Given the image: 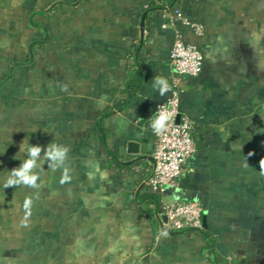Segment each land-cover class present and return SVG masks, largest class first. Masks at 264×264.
Returning <instances> with one entry per match:
<instances>
[{
  "label": "crops",
  "instance_id": "0c3cea01",
  "mask_svg": "<svg viewBox=\"0 0 264 264\" xmlns=\"http://www.w3.org/2000/svg\"><path fill=\"white\" fill-rule=\"evenodd\" d=\"M50 1L32 0L9 23L0 16V78L9 62L10 79L25 73L26 90L37 86L29 98L23 95L31 103L25 113L30 144L46 149L53 141L70 149L74 186L64 190H73L75 203L58 197L63 210L53 227L75 223L73 234L86 239L80 252L94 264L101 256L103 264H264V0H179L174 7L204 30L198 36L180 27L203 57L200 74L178 83L196 150L158 203L142 198L150 191L152 159L129 162L135 156L120 150L128 141L153 145L150 118L168 93L155 92L151 80L158 75L169 83L175 76L174 27L163 26L174 9L146 8L162 0H76L73 7L63 1L52 9ZM7 6L0 0L1 12ZM34 13L43 21L19 18ZM18 29L25 31L20 37ZM36 29L43 31L41 42ZM27 43L24 66L18 60L26 58ZM13 84V100L21 99L20 83ZM98 122L108 133L110 157L128 167L98 148L92 135ZM40 162L42 176L48 173L42 189L49 191L63 173L48 169L43 153ZM188 200L202 206L212 246L202 231L165 230L161 203Z\"/></svg>",
  "mask_w": 264,
  "mask_h": 264
},
{
  "label": "rangeland",
  "instance_id": "374dc122",
  "mask_svg": "<svg viewBox=\"0 0 264 264\" xmlns=\"http://www.w3.org/2000/svg\"><path fill=\"white\" fill-rule=\"evenodd\" d=\"M63 1H71L68 3V7H73L76 0H54L50 1L48 6L52 9L54 5ZM3 2L10 7L7 6V11L3 8L4 13L0 10V16L3 22H8V18H14L13 16H17L19 13H23L24 9L29 8L32 0H3ZM40 9L46 11L47 8L45 6ZM21 17L24 23L32 24L43 21L42 15H37L36 13L23 15L19 18ZM18 30L19 35H17L20 37L25 31ZM35 32V38L38 42H41L44 38L43 31L36 29ZM24 47L27 50V59H20L18 63L22 61V64L27 66L26 64L29 61L28 52L30 51L29 43L25 44ZM4 54L7 53L4 52ZM1 61L2 56H0V66ZM5 64L8 66L7 70H4L7 74L4 78H2L3 76L1 77L2 79L0 78V264H94L90 260V254L80 252L86 249V239L75 236V233L73 234L75 232L73 226L75 223H67L66 228L63 229L64 226L62 229L59 228V232L57 228L53 227L51 222L58 217L59 208L61 211L63 210V207L57 204L59 202L58 197L61 198L60 201L62 202L70 196L71 199L74 198L73 190H64L67 185L68 188L69 186H74L70 178L64 184H57V182L51 181L49 191L44 188L45 193L42 187L38 189L22 185L5 187L10 179L8 173L13 168L19 167L22 162L21 159L26 158L27 141H25L21 149L20 146L27 139L25 113L29 114L32 111L30 100L26 101L23 95L29 98L28 95L35 94L37 91L35 90L37 86L26 90L27 76H25V73L21 72V77L17 79H10V63L5 62ZM14 64V62H11L13 67ZM14 82L20 83L19 85L21 86L20 89L15 90L19 94L18 96H23L18 100H13L12 97L16 95L13 91ZM12 116H15V118ZM39 163L42 165L40 170L42 180L43 177H48V173H43L42 176L41 172L45 171V169L40 161ZM55 174L53 173L49 177L56 178ZM45 180L46 178H44V183ZM63 193L65 194L63 195ZM26 201L32 202L28 209L25 208ZM74 203L75 199H72L71 204L73 205ZM48 218L50 219L49 221L47 220ZM42 231L46 233L44 235L47 238L43 239L40 236ZM100 258L99 264H103L104 256Z\"/></svg>",
  "mask_w": 264,
  "mask_h": 264
},
{
  "label": "built area",
  "instance_id": "2783aa9c",
  "mask_svg": "<svg viewBox=\"0 0 264 264\" xmlns=\"http://www.w3.org/2000/svg\"><path fill=\"white\" fill-rule=\"evenodd\" d=\"M174 27V41L170 51V62L175 76L169 81L170 91L166 101L159 104L156 111L167 112L171 117L166 129L153 133L151 158L153 167L147 185L153 192L162 194L173 186L181 176L185 161L195 152L192 136L193 121L180 110L179 77H196L202 70L203 57L197 46L185 40L180 27L192 31L195 35L203 34V26L186 19L179 9H174L167 16L164 27ZM160 214L165 217L163 224L172 231H202L203 208L193 200L166 202L160 207ZM230 264V263H226Z\"/></svg>",
  "mask_w": 264,
  "mask_h": 264
},
{
  "label": "clouds",
  "instance_id": "9594fccd",
  "mask_svg": "<svg viewBox=\"0 0 264 264\" xmlns=\"http://www.w3.org/2000/svg\"><path fill=\"white\" fill-rule=\"evenodd\" d=\"M151 84L155 92H159L161 96L167 94L170 91V86L166 78L162 76L155 75ZM66 87V86H65ZM171 117L167 112H160L159 109L150 118L151 126L154 132L157 134L163 132ZM25 141L28 143L26 158L21 159V164L19 167L13 168L9 174V182L5 187L10 186H25L32 189H38L43 186V181L41 180L40 170L41 165L39 161L41 160V154H44V158L47 160L48 169L52 172L62 170L61 184L69 181V170L67 167V161L69 159L70 149L66 145L57 144L51 142L46 146V149L41 145H31L28 140L25 139L20 146V149L24 146ZM253 153H249L251 156ZM260 174L264 175V158L259 161ZM97 171L99 168L97 167ZM31 201L25 202V208L28 209L31 206Z\"/></svg>",
  "mask_w": 264,
  "mask_h": 264
},
{
  "label": "trees",
  "instance_id": "16d2710c",
  "mask_svg": "<svg viewBox=\"0 0 264 264\" xmlns=\"http://www.w3.org/2000/svg\"><path fill=\"white\" fill-rule=\"evenodd\" d=\"M178 1L179 0H162V3H160V4L156 3V1H151L150 3H148V6L146 8L151 9V13H152V11L156 10L157 8H164L165 6H168L169 9H174V7H176V4L178 3ZM68 2L70 3L71 1H68ZM151 13L147 14L146 17L147 18L150 17L149 15ZM4 76L5 75H3L2 78H4ZM118 106L120 108V105H118ZM92 135H94V137L96 139V144H97L98 148L107 153L111 162L115 163L116 166H118V167H128L127 165H122L121 163H119L114 157H110L112 153L108 148V143H107L108 133L106 131V128L102 125L101 122H98L96 125H94L93 130H92ZM159 196H160V193L153 192L150 189V191L148 193H144L142 195V198L148 199V200L151 199L154 202L158 203L159 199H160ZM202 233L210 241V246H212V240L208 238V236H209L208 231L203 229ZM40 236H42L43 239L47 238L44 234H41Z\"/></svg>",
  "mask_w": 264,
  "mask_h": 264
},
{
  "label": "water",
  "instance_id": "95a60500",
  "mask_svg": "<svg viewBox=\"0 0 264 264\" xmlns=\"http://www.w3.org/2000/svg\"><path fill=\"white\" fill-rule=\"evenodd\" d=\"M143 25V22L141 23ZM153 145L148 146V144H142L137 141H128L125 147L121 148V152L124 153L126 158H129V156H135L131 157L129 162H134L137 160V158H142V159H147L151 157L148 156V152L152 151ZM138 156V157H137ZM165 217H162V223L165 221ZM204 223V222H203ZM205 225V224H204ZM164 230V228H162ZM166 231L169 232V229H165Z\"/></svg>",
  "mask_w": 264,
  "mask_h": 264
}]
</instances>
